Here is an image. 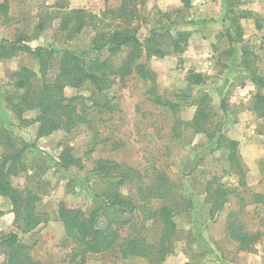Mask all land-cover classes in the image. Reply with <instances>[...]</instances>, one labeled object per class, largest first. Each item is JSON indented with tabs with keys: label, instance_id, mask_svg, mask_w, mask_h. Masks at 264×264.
Instances as JSON below:
<instances>
[{
	"label": "rangeland",
	"instance_id": "obj_1",
	"mask_svg": "<svg viewBox=\"0 0 264 264\" xmlns=\"http://www.w3.org/2000/svg\"><path fill=\"white\" fill-rule=\"evenodd\" d=\"M121 8L132 12L131 21L109 11ZM74 11L80 17L71 20ZM248 11L252 14H243ZM67 15H71L68 27ZM234 17L243 28L240 41ZM80 19L84 24L77 30ZM127 24L144 43L132 71L113 75V86L103 92L89 82L64 89L67 97L86 99L88 107H78L85 122L38 137L39 122L27 125L7 106L6 98L16 92L15 74L23 67L35 73L34 84L53 82L64 50H89L97 33L123 30ZM154 30L160 33L164 55H148L146 45ZM179 33H188L189 38L177 49ZM3 40L7 46L17 41V45L45 47L54 55L48 58L46 75L39 59L23 49L0 59V166L13 150L4 143L2 130L18 147L26 142L34 145L21 159L27 170L12 175L11 182L41 195L36 212L43 217L34 230L24 232L10 199L0 195V238L17 233L23 244L32 247V257L43 264H78L81 258L72 259L75 242L65 233L59 207L62 202L83 210L93 207L88 189L105 185L95 179L84 183L71 179L91 174L97 160L105 158L136 169L147 185H155L163 175L172 186L178 231L174 250L163 264H264V112L254 108L257 88L243 66L244 59L250 60V69L264 77V0H190L189 5L182 0H9L0 8ZM128 53L129 48H124L111 56L113 66L120 67ZM108 55L104 51L102 57ZM137 65L145 67L148 77L141 76ZM190 71L205 75V83L190 85ZM152 88L181 107L174 113L157 105ZM203 94L210 98L211 109L207 130L198 131L194 121ZM94 102L109 106L97 107ZM38 115V110H28L23 118L33 120ZM213 132L239 142L241 169L231 164L229 150L217 145ZM67 147L78 164L63 169L55 162ZM137 187L138 181H133L121 191L136 196ZM219 190L225 197L216 195ZM209 191L221 206L214 205ZM161 204L154 200V208ZM125 216L137 225H124L122 237L134 234L148 245H157L160 224L141 222L140 210ZM233 225L240 233L261 235L243 248L231 232ZM122 242L104 253L87 254L84 264H157L142 255L124 258ZM6 251L0 247V261H5Z\"/></svg>",
	"mask_w": 264,
	"mask_h": 264
},
{
	"label": "trees",
	"instance_id": "obj_2",
	"mask_svg": "<svg viewBox=\"0 0 264 264\" xmlns=\"http://www.w3.org/2000/svg\"><path fill=\"white\" fill-rule=\"evenodd\" d=\"M8 1L5 0L4 3L0 4V8L6 7ZM182 1L185 5L190 3V0ZM109 11L115 17L129 21L133 19L132 12L126 11V8H121L119 11L109 9ZM78 13V11H74L71 20L80 17ZM243 14H252V12L248 11ZM70 18L71 15H67L65 19L66 27L70 24V22H67V19L70 20ZM231 20L235 27L237 40L240 41L243 37V28L238 23V18L234 17ZM83 24V19H80L77 23L79 25L77 30H80ZM71 27L72 25L70 29ZM230 36L233 38L234 35L230 33ZM159 37V31L154 30L151 43L146 45L149 56L153 54L164 55L165 51ZM188 38V33H179L177 40L174 42L176 48L178 49ZM4 42L6 40L0 42V59L10 57L15 51L23 49L39 59L42 74H47L48 58L54 55L53 51L41 46L32 48L29 45H17V41L7 46ZM143 44L129 24L123 30L115 29L108 32H99L92 40L91 49L80 53L64 50L61 53L59 71L53 82L43 81L41 84H34L32 77L35 73L28 67H23L15 74L17 77L14 84L16 92L6 98L7 106L23 123L28 125L31 122H39L38 137L48 136L59 129H68L83 123L86 119L80 114L78 107L80 104L83 108L88 107V103L83 97H67L64 94L65 87L68 85L81 86L85 82H89L100 92L111 88L114 84L113 75L126 76L132 71L134 62L142 56ZM124 48H129L128 55L120 67H114L111 56L122 52ZM104 51L109 53L105 58L102 57ZM243 61V66L249 71L257 88L254 96V108L264 112V94L262 93L264 77L258 75L255 72L256 69H250V60L244 59ZM137 68L141 76L148 77L143 65H137ZM187 81L190 85H202L206 81V76L202 73L190 71ZM150 94L157 105L174 113L181 107L179 102L161 98L156 94L154 88L150 90ZM201 100L194 121L195 129L198 131L207 130L206 120L211 109L210 98L207 94H203ZM94 106L109 105L94 102ZM28 110H38V117L33 120L23 118L24 112ZM2 131L1 136H5L4 143L13 150L8 152L0 166V195L10 199L16 219L20 223V228L24 232H30L43 221V217L36 212V205L41 200V195L34 190H20L14 187L11 177L20 171L27 170L21 159L29 147L34 145L26 142L18 147L8 131H5V129ZM211 137L217 138L218 146L227 147L229 161L233 166L241 169L239 142L227 138L220 132H213ZM71 150V147H67L60 154L59 161L55 162L60 168L68 169L70 166L78 164V159ZM142 178L136 169L105 158L97 160L91 174L81 178L72 177L73 182L77 180L84 183L87 180L95 179L105 185L100 189H88L89 192H87L91 194L94 201L93 207L89 209L73 208L65 202L60 204L59 217L67 237L72 238L75 242L72 259L77 260L80 257L81 259L77 261L78 264H84L83 258L87 254L104 253L119 245L122 241L121 252L124 258H129L132 255H142L151 258L157 264H163L167 255L173 252L174 239L178 231L176 221L177 203H172L170 199L173 188L163 175L157 177L155 185L143 183ZM133 181H138L136 196L124 195L121 191L122 187ZM208 194L215 198L214 205H222V203H219L220 199H216L217 197L211 191ZM216 195H219V198L225 197L221 190ZM154 200H160L162 204L154 208ZM136 210H140L142 214L141 222L154 220L155 223L160 224L161 232L157 245H148L144 243L142 238L134 234H130L126 238L122 237L120 230L124 225H130L131 227L137 225L134 221L128 220L125 214H135ZM111 215L114 217L110 218ZM231 232L241 241L243 248H249V244L261 235V233L254 235L240 233L234 225ZM0 247L7 248L6 259L0 261V264H43L32 257V247L23 244L19 235L15 232L2 236Z\"/></svg>",
	"mask_w": 264,
	"mask_h": 264
},
{
	"label": "built area",
	"instance_id": "obj_3",
	"mask_svg": "<svg viewBox=\"0 0 264 264\" xmlns=\"http://www.w3.org/2000/svg\"><path fill=\"white\" fill-rule=\"evenodd\" d=\"M246 93H244V95H245Z\"/></svg>",
	"mask_w": 264,
	"mask_h": 264
}]
</instances>
